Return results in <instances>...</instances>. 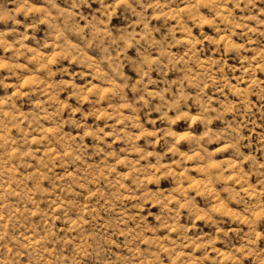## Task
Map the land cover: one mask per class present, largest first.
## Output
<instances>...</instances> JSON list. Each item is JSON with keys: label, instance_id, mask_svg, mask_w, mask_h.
<instances>
[{"label": "rangeland", "instance_id": "1", "mask_svg": "<svg viewBox=\"0 0 264 264\" xmlns=\"http://www.w3.org/2000/svg\"><path fill=\"white\" fill-rule=\"evenodd\" d=\"M0 264H264V0H0Z\"/></svg>", "mask_w": 264, "mask_h": 264}]
</instances>
